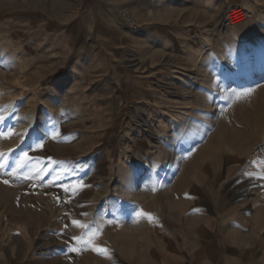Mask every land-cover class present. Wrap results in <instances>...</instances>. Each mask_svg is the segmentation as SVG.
I'll return each instance as SVG.
<instances>
[{"label": "rangeland", "instance_id": "rangeland-1", "mask_svg": "<svg viewBox=\"0 0 264 264\" xmlns=\"http://www.w3.org/2000/svg\"><path fill=\"white\" fill-rule=\"evenodd\" d=\"M202 6L201 15L187 19L194 39L182 44H197L203 68L180 72L167 69L179 60L168 52L146 55L129 42L116 46L119 35L96 36L97 21L92 34H74L82 0H0V107L10 106L0 131L10 125L17 133L0 137V152L7 153L0 169V264H158L150 231L133 223L138 208H159L157 191L168 174L201 169L204 191L214 175L217 190H260L262 199L264 0ZM233 6L248 15L236 24L225 18ZM99 50L117 66H139L135 73L155 66L151 98L126 101L132 81L115 83L100 68ZM49 120L57 139L42 137L36 147L32 134L42 136ZM30 125L21 144L18 134ZM23 152L33 158L18 170L27 179L9 175ZM130 189L138 203L127 199ZM72 220L103 226L82 245L72 237L88 230Z\"/></svg>", "mask_w": 264, "mask_h": 264}, {"label": "crops", "instance_id": "crops-1", "mask_svg": "<svg viewBox=\"0 0 264 264\" xmlns=\"http://www.w3.org/2000/svg\"><path fill=\"white\" fill-rule=\"evenodd\" d=\"M207 1L212 4V0H82V11L74 23L73 33L92 34L97 21L101 26L95 28V35L112 38L119 35L120 40L114 42L116 46L129 42L137 52L146 55L168 52L179 58L167 68L172 71L202 69L197 44L189 41L184 45L182 41L184 37L195 35V26L187 23L188 16L201 15L202 5ZM121 9H127L140 21L138 30L122 29ZM188 29L189 34L185 32ZM103 53L98 51V63L111 74L115 83L132 81L126 101L151 98L155 66L147 64L146 72L135 73L139 66H117L115 60H107ZM195 53L193 59L188 57ZM171 176L166 175L168 182L162 190L161 187L159 190L151 188L152 193L158 190L161 196L159 208L154 203L147 204L144 213L150 214L152 219L137 215L133 223L150 231L148 243L152 244L158 264H264V240L260 238L264 228V196L260 200V190L232 191L228 195L216 189L218 178L213 175L206 180L207 190L204 191L201 169L176 174V178ZM125 185L130 187L126 181ZM125 191L132 195L127 196L131 204L139 202L136 192Z\"/></svg>", "mask_w": 264, "mask_h": 264}, {"label": "snow or ice", "instance_id": "snow-or-ice-1", "mask_svg": "<svg viewBox=\"0 0 264 264\" xmlns=\"http://www.w3.org/2000/svg\"><path fill=\"white\" fill-rule=\"evenodd\" d=\"M10 107V106H3L0 107V112H2L3 114H0V124H5L6 120L8 119L9 113L6 111V109ZM12 119H17V117L14 115V113L12 114ZM33 129V126L30 125L29 128H25L23 130L22 133H19L18 135L20 136V142L21 144L24 143L25 138L29 135L30 130ZM40 133L41 135L35 134V132H33L32 137H31V141L32 144H35L36 147H42V137L44 139H57L58 136V129L56 127L55 124H53L51 122V120H49L48 122H46L45 126L40 129ZM17 133H14V131L12 130V127L9 125L8 126V130L7 131H0V137L3 136H11V135H16ZM64 139H67L66 137H64ZM16 147H20V145H17ZM29 148H31V144L28 145ZM14 149H9L8 152L11 153L13 152ZM31 159V157L28 156L27 152H23L22 155H20L19 160L16 162L15 167L13 168L12 172L9 174L11 176H18V175H22L23 178L27 179L28 176L24 175L23 173L18 172L19 169H21L25 164H27ZM48 160H51V157L47 158ZM6 161H7V153L4 152H0V169H3L6 166ZM56 163H61L59 161H56ZM255 163V161H254ZM84 167H88L87 165H85ZM83 167H81L80 171H83ZM46 171V169H45ZM246 175H252V173H246ZM258 175H264V173H258ZM57 179H59V177H57ZM3 183L7 184L9 183L8 180H4ZM75 183V182H74ZM80 187H87V185H83L82 182L78 185ZM65 190L67 191V187L65 188ZM137 215H143V216H148L149 219H152L151 215L148 213H144L142 210L138 213H136ZM82 215H87V213H82ZM99 219H102V217H100ZM108 223H112V221H108ZM72 224L76 225L78 227H80L81 229H87L88 231L85 233H82L81 236L79 237H72V240L77 241L78 243L82 244V245H90L91 244V240L95 235L99 234L100 229L102 228V224H96L95 221H91L88 224H82L80 221L78 220H72ZM87 237V239L85 238ZM71 252H75L78 251L79 249L75 246L69 247L68 249ZM93 250H98L101 253L107 254L108 253V249L106 248H99V249H93Z\"/></svg>", "mask_w": 264, "mask_h": 264}, {"label": "built area", "instance_id": "built-area-1", "mask_svg": "<svg viewBox=\"0 0 264 264\" xmlns=\"http://www.w3.org/2000/svg\"><path fill=\"white\" fill-rule=\"evenodd\" d=\"M120 16L126 28L136 30L139 27L138 21L126 10H120ZM247 16V12L238 6L229 8L225 14L226 20L231 24L234 20L238 23L244 20Z\"/></svg>", "mask_w": 264, "mask_h": 264}, {"label": "bare ground", "instance_id": "bare-ground-1", "mask_svg": "<svg viewBox=\"0 0 264 264\" xmlns=\"http://www.w3.org/2000/svg\"><path fill=\"white\" fill-rule=\"evenodd\" d=\"M236 23H237L236 20H234V21L232 22V24H236ZM147 179H149V174H147Z\"/></svg>", "mask_w": 264, "mask_h": 264}]
</instances>
